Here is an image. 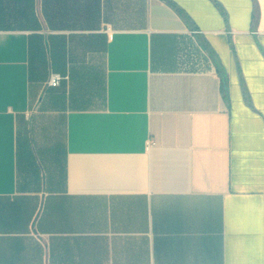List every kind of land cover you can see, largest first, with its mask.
I'll list each match as a JSON object with an SVG mask.
<instances>
[{
  "label": "crops",
  "instance_id": "0c3cea01",
  "mask_svg": "<svg viewBox=\"0 0 264 264\" xmlns=\"http://www.w3.org/2000/svg\"><path fill=\"white\" fill-rule=\"evenodd\" d=\"M0 264H264V0H0Z\"/></svg>",
  "mask_w": 264,
  "mask_h": 264
},
{
  "label": "built area",
  "instance_id": "2783aa9c",
  "mask_svg": "<svg viewBox=\"0 0 264 264\" xmlns=\"http://www.w3.org/2000/svg\"><path fill=\"white\" fill-rule=\"evenodd\" d=\"M108 31L110 32L111 29L109 28ZM64 79L65 78L60 76V75H52L49 82H48V86L53 87V88H57V87L61 86Z\"/></svg>",
  "mask_w": 264,
  "mask_h": 264
},
{
  "label": "water",
  "instance_id": "95a60500",
  "mask_svg": "<svg viewBox=\"0 0 264 264\" xmlns=\"http://www.w3.org/2000/svg\"><path fill=\"white\" fill-rule=\"evenodd\" d=\"M223 84L227 95L229 94L228 77L222 74Z\"/></svg>",
  "mask_w": 264,
  "mask_h": 264
},
{
  "label": "rangeland",
  "instance_id": "374dc122",
  "mask_svg": "<svg viewBox=\"0 0 264 264\" xmlns=\"http://www.w3.org/2000/svg\"><path fill=\"white\" fill-rule=\"evenodd\" d=\"M48 86V85H47Z\"/></svg>",
  "mask_w": 264,
  "mask_h": 264
}]
</instances>
